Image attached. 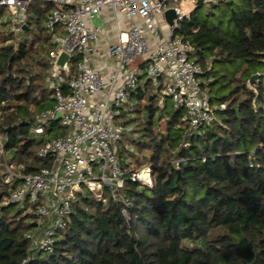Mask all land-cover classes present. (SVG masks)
<instances>
[{"label": "trees", "instance_id": "trees-1", "mask_svg": "<svg viewBox=\"0 0 264 264\" xmlns=\"http://www.w3.org/2000/svg\"><path fill=\"white\" fill-rule=\"evenodd\" d=\"M200 7L176 33L195 47L214 121L195 130L169 97L161 106L148 87L131 94L138 116L127 121L134 128L117 156L127 172L150 164L152 183L126 181L129 218L119 201L79 194L53 252L30 250L35 216L3 204L19 181L4 184L0 168V264H264V0H220L204 14ZM50 8L31 2L20 33L0 11V135L23 174L50 165L37 151L66 132L56 120L46 136L33 131L55 105ZM79 59L63 74L64 88Z\"/></svg>", "mask_w": 264, "mask_h": 264}, {"label": "built area", "instance_id": "built-area-1", "mask_svg": "<svg viewBox=\"0 0 264 264\" xmlns=\"http://www.w3.org/2000/svg\"><path fill=\"white\" fill-rule=\"evenodd\" d=\"M33 1L51 5L45 26L56 46L47 82L55 105L37 115L33 131L46 136L60 114L58 122L66 132L41 144L38 156L51 163L37 173L23 174L5 156L4 184L19 183L3 204H15L35 216L26 235L30 250L53 252L56 234L68 225L79 194L103 203L119 201L129 218L132 202L123 192L126 181L152 183L150 164L127 172L117 156L116 146L134 128L127 122V112L135 105L131 94L149 90L161 106L169 97L175 108L184 109L183 121L195 130L213 122L215 115L202 86L195 47L176 33L188 15L185 0H0L12 32L25 29ZM219 1L202 0V4ZM190 2L195 9L199 0ZM170 9L175 11L172 24L166 18ZM104 15L114 19L113 39ZM62 53L68 59L59 66ZM74 56L80 59L64 88L63 74L71 73ZM0 151H4L1 135Z\"/></svg>", "mask_w": 264, "mask_h": 264}, {"label": "rangeland", "instance_id": "rangeland-1", "mask_svg": "<svg viewBox=\"0 0 264 264\" xmlns=\"http://www.w3.org/2000/svg\"><path fill=\"white\" fill-rule=\"evenodd\" d=\"M183 7H184V9H185V12L187 13V14H190V12L194 9V4L193 3H191L190 2V0H185L184 2H183ZM208 7H209V5L208 4H204V5H202L200 8H199V13L200 14H204V13H206V10L208 9ZM217 13H219V11H217ZM114 21V19H113V17H109V22L110 23H112ZM109 23V24H110ZM110 28V30H111V32H112V34H114V29H112L113 27H109ZM256 81V80H255ZM133 106V105H132ZM142 106V105H141ZM134 107H135V105H134ZM137 107V106H136ZM128 113V118L130 119V118H134V117H137L138 116V113H136L135 112V109H133L132 111H129V112H127ZM137 137H139V134H136L135 135V138H137ZM130 145V144H129ZM128 145V147L129 148H134V145H130L129 146ZM5 156H7L8 158L10 157L9 156V154L7 153L6 154V152L5 151H3V152H1L0 151V168L2 169V171L4 172V164H2V163H5ZM7 161H8V159H7ZM0 169V170H1ZM18 208V207H17Z\"/></svg>", "mask_w": 264, "mask_h": 264}, {"label": "water", "instance_id": "water-1", "mask_svg": "<svg viewBox=\"0 0 264 264\" xmlns=\"http://www.w3.org/2000/svg\"><path fill=\"white\" fill-rule=\"evenodd\" d=\"M203 4H202V0H199V2H198V6H202ZM166 18H167V20L169 21V23L170 24H172L173 23V20H174V18H175V11L173 10V9H170V10H168L167 12H166ZM67 59H68V55L66 54V53H62L61 55H60V57L58 58V60H57V64L59 65V66H63L65 63H66V61H67ZM259 74H255V75H253L252 77H251V79L249 80V83H252V82H254L255 80H257L258 78H259ZM59 118H60V114H57V116H56V121H59ZM106 190H108V187H106Z\"/></svg>", "mask_w": 264, "mask_h": 264}, {"label": "crops", "instance_id": "crops-1", "mask_svg": "<svg viewBox=\"0 0 264 264\" xmlns=\"http://www.w3.org/2000/svg\"><path fill=\"white\" fill-rule=\"evenodd\" d=\"M109 17H110V16H108V15H104V19H105L106 22H107V28H108V31H109L110 37H111V39H113V38L115 37V30H114V34H112V32H111V30H110L109 27H113L112 29H114V24H113V22H112V23L109 22ZM97 22H100V20H97ZM109 23H110V24H109ZM100 43H102V41H101ZM105 72H106V71H105Z\"/></svg>", "mask_w": 264, "mask_h": 264}]
</instances>
